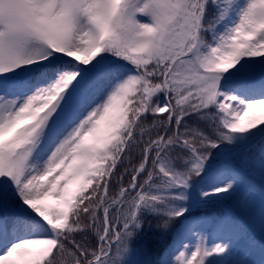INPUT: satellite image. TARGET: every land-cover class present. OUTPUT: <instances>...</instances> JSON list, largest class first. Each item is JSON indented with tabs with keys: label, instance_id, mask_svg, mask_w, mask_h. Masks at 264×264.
<instances>
[{
	"label": "snow or ice",
	"instance_id": "snow-or-ice-1",
	"mask_svg": "<svg viewBox=\"0 0 264 264\" xmlns=\"http://www.w3.org/2000/svg\"><path fill=\"white\" fill-rule=\"evenodd\" d=\"M262 110L264 0H0V264H264Z\"/></svg>",
	"mask_w": 264,
	"mask_h": 264
},
{
	"label": "rangeland",
	"instance_id": "rangeland-1",
	"mask_svg": "<svg viewBox=\"0 0 264 264\" xmlns=\"http://www.w3.org/2000/svg\"><path fill=\"white\" fill-rule=\"evenodd\" d=\"M264 111V110H262ZM222 208L225 207V205H221ZM189 240H191V238L189 237ZM135 247L138 250V255L135 257L136 259H146V260H151V261H155L154 258H152L149 254V252L147 251L146 247L144 246V244H135ZM259 252L255 251V252H250L246 255V259L255 262V264H259L257 261L261 259V257H259ZM174 258V257H173Z\"/></svg>",
	"mask_w": 264,
	"mask_h": 264
}]
</instances>
